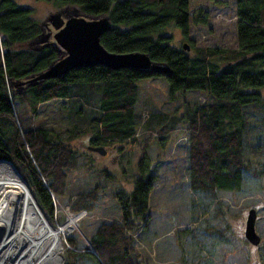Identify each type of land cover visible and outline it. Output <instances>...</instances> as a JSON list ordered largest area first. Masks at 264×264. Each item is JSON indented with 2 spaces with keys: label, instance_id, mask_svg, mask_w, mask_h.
<instances>
[{
  "label": "trees",
  "instance_id": "trees-1",
  "mask_svg": "<svg viewBox=\"0 0 264 264\" xmlns=\"http://www.w3.org/2000/svg\"><path fill=\"white\" fill-rule=\"evenodd\" d=\"M59 7L77 6L90 17L110 14L112 27L101 43L112 52L129 50L150 54L156 62H164L170 72L149 74L143 70L102 64L76 67L56 78H46L25 88L12 97L8 78L24 80L55 61L58 47L43 49L23 46L43 31L32 7L19 5L15 0H0V158L10 159L20 172L37 205L52 223L54 193L77 212H92L97 207L101 185L83 189L76 196L68 190V177L77 166L79 153L69 139L83 130L73 126L66 143L55 140L41 126L27 123L38 104L66 100L60 110L77 122L88 121L91 141L96 144L118 143L135 139L140 78L164 75L170 97L183 95L187 90L205 92L213 99L203 106H189L179 119L157 125L155 132L164 140L174 124L186 125L189 136L188 175L194 194L204 199L202 210L207 212L221 189L240 190L245 173L261 177V172L247 156L253 144L254 152L264 150V0H236V34L238 47H197L194 53L176 49L164 31L169 25L182 31L187 38L190 25L208 23L206 9H192V0H46ZM15 99L23 111L14 110ZM92 109L94 114H90ZM30 120V119H29ZM255 120V122L253 121ZM258 127L257 132H252ZM140 174L132 192L114 189L112 198L122 214L124 225L101 222L89 236L91 246L80 247L77 238L67 235L68 246L64 264H142L135 254L132 236H126L125 226L137 230L144 224L148 212V196L155 183V174L147 167L146 155L140 158ZM107 174V173H105ZM197 196V195H196Z\"/></svg>",
  "mask_w": 264,
  "mask_h": 264
},
{
  "label": "rangeland",
  "instance_id": "rangeland-1",
  "mask_svg": "<svg viewBox=\"0 0 264 264\" xmlns=\"http://www.w3.org/2000/svg\"><path fill=\"white\" fill-rule=\"evenodd\" d=\"M15 2L32 7V16L37 18L43 28H47L43 22L52 12L66 8L46 0ZM191 6L192 9L200 6L205 8L209 21L200 26L190 25V34L187 38L181 30L172 25L163 30L176 49L192 55L195 52L193 43L197 47L222 49L238 47L236 0H192ZM73 7L78 8L75 5L69 9ZM50 27L53 33L55 28ZM51 40L54 41V38ZM185 43L187 49L183 46ZM38 44L40 43L32 41L23 46L41 49L42 44ZM60 56L62 53L59 48L56 58ZM136 85L139 89L135 107L141 120L135 127L133 137L135 139L110 145L103 144L106 152L102 154L88 150V146L102 145L91 141L92 131L87 129L88 121L78 123L72 116L67 117L65 115L67 113L60 110L61 106H67L66 100L38 104L33 110V115L29 116L30 120H27L32 126L38 125L49 131L53 139L70 142L75 152L80 154L78 164L71 169L67 181L71 194L76 196L78 192L96 184L102 187L98 192L97 207L92 212L81 210L83 217L77 220V227L64 236L62 264L66 260L64 252L68 246L67 235L75 236L80 247L88 246L94 251L89 236L91 237L101 222H117L124 225L112 193L116 188L123 192H132L135 179L140 174L138 163L144 155L150 162L147 169L155 174V183L148 196L149 215L137 230L133 231L128 226L123 230L126 236H132L135 254L140 256L142 264H264L263 148L260 147V151L254 152V146L250 141L251 146L246 153L261 172V177L244 172L241 189L237 191L221 189L217 193L216 201L211 202L205 212L202 210L204 199L198 194L196 196L190 187L187 144L189 136L186 125L176 122L174 124L176 129L168 132L164 140H159L155 132L158 128L155 127L164 123L170 124L173 117L177 121L179 119L177 116H182L188 106L190 108L196 105L203 106L205 102H212L213 99L205 92L195 89L187 90L179 97L178 95L170 97L169 85L164 75L140 78ZM259 90L264 98V88ZM9 92L14 97L25 92V89L19 91L9 86ZM14 102V110L23 111L18 99ZM94 112L92 109L90 114ZM73 126L81 128L83 132L71 137L67 142L69 134L73 132ZM257 129L258 127H254L252 132L256 133ZM52 196L55 206L53 209L55 220L50 223L52 226L65 223L69 214L81 212L71 211L66 201L54 193ZM252 207L257 209L255 227L262 238V241L254 246L244 236L246 215Z\"/></svg>",
  "mask_w": 264,
  "mask_h": 264
},
{
  "label": "water",
  "instance_id": "water-1",
  "mask_svg": "<svg viewBox=\"0 0 264 264\" xmlns=\"http://www.w3.org/2000/svg\"><path fill=\"white\" fill-rule=\"evenodd\" d=\"M110 14H98L90 17L80 12L79 8L69 7L52 12L43 23L55 28L51 31L43 28V31L34 37L33 42L42 44L44 46L56 45L60 48L62 56L57 57L54 62L49 64L45 71L38 72L32 76L19 80L18 78H8L9 86L13 88L15 85L24 86V84H35L43 82L46 78H56L66 74L70 69L76 67H87L89 65L102 64L112 68L113 70L120 67L132 68L135 70H143L149 74H161L170 72L169 66L164 62H156L152 59L150 54L143 50L128 52H112L101 43V38L110 27L112 23ZM50 25V26H49ZM54 38V41L51 40ZM32 42V41H31ZM187 49V44H183ZM41 50V49H39ZM88 150H95L97 152L105 153L103 145L88 146ZM2 159V158H1ZM9 160L10 159H2ZM256 208L252 207L248 211L246 221L244 224V236L249 240L251 245H257L262 241L257 228L255 227ZM91 251V250H90ZM93 253V251H91Z\"/></svg>",
  "mask_w": 264,
  "mask_h": 264
},
{
  "label": "bare ground",
  "instance_id": "bare-ground-1",
  "mask_svg": "<svg viewBox=\"0 0 264 264\" xmlns=\"http://www.w3.org/2000/svg\"><path fill=\"white\" fill-rule=\"evenodd\" d=\"M16 166L0 159V264H62L65 235L83 215L52 226Z\"/></svg>",
  "mask_w": 264,
  "mask_h": 264
},
{
  "label": "flooded vegetation",
  "instance_id": "flooded-vegetation-1",
  "mask_svg": "<svg viewBox=\"0 0 264 264\" xmlns=\"http://www.w3.org/2000/svg\"><path fill=\"white\" fill-rule=\"evenodd\" d=\"M46 29H47V30H48V29L50 30V28H49L48 26H47ZM49 30H48V31H49ZM38 45H40V44H38ZM41 49H42V48H41ZM26 77H28V76H26ZM26 77H25V78H26ZM29 85L32 86V85H34V84L27 83V84H24V86L15 85L14 87H15V89L21 91V90L27 88Z\"/></svg>",
  "mask_w": 264,
  "mask_h": 264
},
{
  "label": "built area",
  "instance_id": "built-area-1",
  "mask_svg": "<svg viewBox=\"0 0 264 264\" xmlns=\"http://www.w3.org/2000/svg\"><path fill=\"white\" fill-rule=\"evenodd\" d=\"M80 214L83 215V211H81Z\"/></svg>",
  "mask_w": 264,
  "mask_h": 264
}]
</instances>
